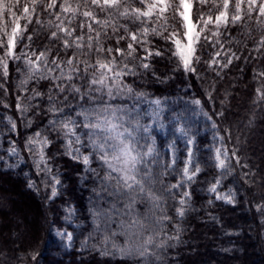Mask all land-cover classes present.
<instances>
[{
	"label": "trees",
	"instance_id": "obj_1",
	"mask_svg": "<svg viewBox=\"0 0 264 264\" xmlns=\"http://www.w3.org/2000/svg\"><path fill=\"white\" fill-rule=\"evenodd\" d=\"M30 0H21V5L16 9L18 15H23L22 6ZM49 0H42L36 6L35 16H38L41 23L33 19L28 26L27 34L32 35V41L24 37L23 43L17 47V54L23 50L28 53L35 52L37 55L41 51L51 49L49 61L52 56L59 52L61 59L66 60L67 56L72 55V50L67 54L62 50V40H49L52 31H56L55 24L58 23L55 15L59 12L57 5L54 9H45ZM62 0H58V3ZM178 3V0H175ZM73 7L77 0H70ZM234 14L235 0H231ZM128 7H142L139 0H126ZM96 13L97 19L109 20V26L105 29L99 24H93L97 31H101V39L104 47L117 46L126 49L130 37L120 29L119 35L126 39L116 44V37L112 33L111 23L115 22L119 28L121 24H127L131 32H137L143 27H150L152 21L133 22L119 16L120 9H108L101 11L99 8L89 6ZM209 9L211 12L209 13ZM243 19L236 25L229 23L226 27L222 26L219 31L221 43L215 48L211 44H205L199 48L197 55L201 57V62L196 64V75L186 76L182 69L173 71L178 65L177 58L172 56L174 47L170 42H165L159 37H150L153 50L171 49L166 51L163 58L153 57L149 61L152 68L145 71L137 67L140 75L129 76L126 82L131 84L137 92H146L149 98H167L168 108L176 111L184 110V100L199 98L202 101L203 110L207 112L216 123V129L203 115L198 114L195 106L189 105L190 117L194 120L190 124L191 133L196 139V160L202 171L190 184L187 190L191 192L190 208L187 209L185 216L181 219L176 214V208L180 207L179 198L185 189L175 191V199L171 195L165 197L166 214L171 218V222H166V230L169 235H175L174 225L179 224L182 231L180 233L181 242L175 247H168L161 251L163 261L153 264H264V208L257 210L256 205L264 203V17L259 16L258 8L248 15V6L242 3ZM86 9L83 0H80V12ZM208 5L201 6L197 0H193L192 17L198 19L201 13L211 14L212 16L219 11ZM171 16V13H169ZM53 21V26H48V21ZM89 23L82 15L72 21L69 27L75 28V35H80L79 24ZM5 22L11 26L10 18ZM176 30L182 33L180 17L177 14L175 20L171 21ZM20 23L26 24L27 21L21 19ZM210 31H215V26L210 25ZM107 31V36L103 32ZM85 38L87 28L83 30ZM95 35V33H92ZM111 37V38H109ZM213 39H216L213 37ZM25 44L30 45L25 48ZM84 51H87L85 48ZM217 51L221 55L217 57L221 63H227V56L235 53L239 59H233L232 63L224 69L219 65L208 67V61ZM3 55V49H0ZM113 55H116L113 52ZM146 55L143 49L138 48L135 60H129L130 65H138L140 58ZM105 58L107 54H103ZM86 58L95 64L97 54L93 51ZM117 60L123 57L117 56ZM21 69L20 72L17 69ZM83 66L81 65V69ZM23 60L9 61V74L5 80L0 73V84L7 89V94L0 88V264H137L136 261L120 256H102L99 251L91 245H100L104 233L93 235L87 249L81 248V241L85 236L93 232L92 217L89 208L95 199L93 189L99 185L94 182L91 173L84 170L82 162L73 160L64 154L65 138L62 132L52 130L48 126V121L53 118L48 111L49 88L52 87L51 81H41L39 85L29 82L27 92H21L17 85L26 74ZM94 69H90V72ZM155 72V76L153 75ZM217 72L220 75H217ZM171 77L166 83H157L156 77ZM73 83L84 88L87 87V79L76 78ZM191 85V87H189ZM36 88L43 93L42 97L29 100L32 89ZM260 90L258 93L257 90ZM205 90L212 92V100L209 101L205 95ZM21 97L24 104L31 105L28 112L21 115L16 109V97ZM56 96V93H52ZM68 96L67 102L64 101ZM259 97V98H258ZM183 98V99H180ZM78 96L67 92L61 94L56 99V107L64 108V116L75 115V105ZM224 101L222 104L221 102ZM119 102V101H118ZM9 107L5 108L4 104ZM131 104L132 101L128 100ZM66 105H71L68 107ZM146 107V105H142ZM223 112V116L216 115ZM172 112L166 109V116ZM6 116H11L17 123L16 132L10 130ZM31 121V125L28 124ZM167 123V120H165ZM227 130V131H226ZM42 136H48L52 143L45 149L52 166L53 174L59 172L61 184L58 186L59 195L52 201H48L50 187L45 188L41 182L43 175L38 176L30 153L25 150V141L29 136L36 132ZM218 132L223 136L222 144L230 154V165L232 174L224 172V179L221 183L222 189L231 188L236 192L235 203L229 204L221 200L213 199L207 191L212 183H215L221 171L216 168L212 154V146L215 143L214 135ZM153 135L157 137V144L164 152V160L168 161V154L165 152V145L168 140L173 139L172 130L162 134L153 130ZM10 141L20 150L23 156V163L14 169H8L6 164H15L16 157H9L8 149L11 147ZM180 149L178 156L179 162L176 171L163 177L165 185L175 183L179 178L180 169L183 168L185 159V149L183 141L177 145ZM236 149V155L240 157L237 164L232 157V151ZM86 153L87 150L82 149ZM247 165V167H244ZM91 167L99 169V164L93 160ZM163 171L162 168L157 169ZM27 173V176L25 175ZM247 174L245 176L244 174ZM103 171L100 175L103 176ZM87 179H82V177ZM34 180L39 193L28 187V180ZM247 180V183L245 182ZM51 181L49 180V185ZM3 185L7 186V191ZM159 188V185H157ZM212 203L209 204L208 201ZM72 204L75 209L74 221L76 226L66 225L63 221L64 207ZM122 206V205H120ZM107 207V205H105ZM141 213L146 211L147 205H138ZM31 214L32 217H29ZM66 227L73 232V242L70 248L63 246L59 238L54 234L53 228ZM115 230V225H112ZM123 236H117L116 241L123 245ZM110 247V245H109ZM36 258L33 260L32 256Z\"/></svg>",
	"mask_w": 264,
	"mask_h": 264
},
{
	"label": "snow or ice",
	"instance_id": "obj_2",
	"mask_svg": "<svg viewBox=\"0 0 264 264\" xmlns=\"http://www.w3.org/2000/svg\"><path fill=\"white\" fill-rule=\"evenodd\" d=\"M197 2L201 6L210 3L213 8L220 10L215 17L201 13L198 19H194L190 15L193 0H178V3L175 0H139L142 7L131 8L126 6V0H83L86 10L81 13L80 0H77L75 7L72 6L70 0H62L59 3L58 0H49L45 9H54L58 5L60 11L52 13L58 23L54 25L56 31H52L48 39L62 40V50L65 54L72 50V55L67 56L66 60L61 59L57 52V55L52 56L49 61L51 49L41 51L38 55L35 52L25 51L17 54L16 51L26 35L27 39L32 41L33 36L27 34V29L33 19L41 23L39 17L34 14L36 6L41 4L42 0L25 2L22 6V16L16 11L21 5V0H0V49H3V55H0V73L7 80L9 61L23 60L27 71L17 85L21 92H27L26 86L30 81L37 85L41 81L52 82V87L48 90V111L53 118L48 121V126L54 131L59 129L62 132L65 138L64 154L73 160L82 162L85 172L91 173L94 182L99 185L98 188L93 189L95 199L89 208L93 232L81 241L82 249L89 247L93 235L103 232L100 245H91L102 256H120L132 259L137 264H153V261H163L162 250L175 247L181 242L182 229L179 224L174 225L175 235H169L166 230V222H171V218L166 214L165 197L171 195L175 199V191L185 189L179 198L180 207L176 208L177 216L182 219L187 209L190 208L191 192L187 189L202 171L196 160V139L191 133L186 118V113L189 111L188 106H195L198 114L209 120L214 130L217 127L216 123L212 116L203 110L202 101L199 98L184 100V110L176 111L168 108L167 98H149L148 93L137 92L131 84L126 82V79L129 76L140 75L137 67L145 71L152 68L151 63L144 61H149L153 57L163 58L165 52L171 50L159 48L153 50L149 47L152 44L150 37H159L174 46L172 56L177 58L178 65L173 71L182 69L186 76L196 75L199 79L195 67L201 62V57L196 54L198 49L209 43L214 48L217 45L220 49L224 48V44L219 39L221 36L219 29L222 26L226 27L229 23L236 25L243 19L242 3L244 0H235L234 14L231 0H197ZM246 2L249 16L258 8L259 16L264 17V0H246ZM90 5L101 11L118 10L123 7V11L119 12L120 17L142 24L152 20L155 23L137 32H131L127 24H121L118 28L115 22L111 23L117 45L126 39L125 36L119 35L120 29H123L130 39L126 49L119 46L115 49L111 46L105 48L101 39L102 33L97 31L93 24H99L106 29L110 21L97 19ZM210 12L211 9H209ZM177 14L180 17L182 34L171 22L175 20ZM77 15H82L90 21L87 24L83 21L79 24L80 35H75L76 29L69 27ZM6 18L11 20L10 28L5 22ZM21 19L26 20L27 23L22 25ZM210 25H214L216 30L208 36ZM48 26H53L52 20L48 21ZM85 27L87 28L86 38L83 33ZM103 35L107 36V31H104ZM29 46L25 44V48ZM85 48L87 51H84ZM138 48L143 49L146 55L140 58L138 65H130L128 61L136 59ZM93 51L97 54L95 64L90 63L86 58H81L89 56ZM113 52L116 55H113ZM105 53L110 58H105L103 56ZM220 55V51H217L211 57L207 62L209 68L219 65L221 69H224L232 63L233 59H239L235 53H232L227 56V63H221L217 59ZM117 56L123 57V60L118 61ZM90 69L94 71L90 72ZM17 71L20 72L21 69L18 68ZM153 75L155 76V72ZM217 75L220 73L217 72ZM76 78L87 79V87L73 83ZM169 79L171 77H156L157 83L161 84ZM0 88H3L7 94V89L3 84H0ZM53 92L56 96L52 95ZM65 92L78 96L74 116H64L65 109L56 107L57 97ZM257 92L259 93L260 90L258 89ZM205 95L209 101L212 100V92L205 90ZM42 96L43 93L33 88L32 95L28 99L33 100ZM67 100L68 96H65L64 101L67 102ZM128 100L132 103H127ZM16 101V109L21 115L28 112L31 105L22 103L19 95ZM221 103L223 104L224 101ZM66 106L71 107V105ZM4 107L8 108L9 105L5 103ZM166 109L172 114L166 116ZM216 115L223 116L224 113L221 111ZM5 119L10 125V130L16 132V121L11 116H6ZM165 120L168 125L172 126L173 135V139L168 140L165 145V152L169 157L167 162L164 160L165 153L161 152L157 144V137L153 135L154 128L163 130L166 127ZM31 123L28 121L29 125ZM217 138L221 141V147L215 148L214 160L216 168L222 171L207 191L214 193L216 200L234 204L235 191L229 188L227 193L218 192V187L224 179V172L231 175L232 169L228 150L222 146L224 137L219 136L217 132L214 139ZM180 141H183L185 149L183 168L180 169L179 178L175 183L165 185L163 177L177 170L180 151L177 145ZM51 143L48 136H42L38 131L33 136H29L24 145L25 150L30 153L37 175L44 177L41 182L45 188L50 187L48 201H52L59 195L58 186L61 184L59 172L53 174L45 152ZM10 144L8 155L17 159L15 164H6V167L14 169L23 163L24 158L20 155L15 141H10ZM82 149L87 150L86 154ZM236 151L233 149L231 155L239 164L240 157L236 155ZM94 159L99 164V169L91 167ZM0 160H3V157H0ZM158 168H162L163 171L158 172ZM101 170L104 173L103 176L100 175ZM25 175L27 176V173ZM244 175L247 176L246 173ZM82 179H87V177H82ZM245 182L247 183V180ZM28 187L37 193L40 191L34 180H28ZM208 203L211 204L212 201L209 200ZM141 204L147 205L144 213L138 210L137 206ZM256 208L260 211L264 208V203L257 204ZM66 211L68 215L65 220L71 222L74 209L68 208ZM113 224L115 230H112ZM73 235V232H56V236L62 238L66 247H71ZM117 236L125 238L123 245L116 241ZM32 258L35 260L36 256L33 255Z\"/></svg>",
	"mask_w": 264,
	"mask_h": 264
},
{
	"label": "rangeland",
	"instance_id": "obj_3",
	"mask_svg": "<svg viewBox=\"0 0 264 264\" xmlns=\"http://www.w3.org/2000/svg\"><path fill=\"white\" fill-rule=\"evenodd\" d=\"M245 3L247 4V2H246V0H245ZM248 6V5H247ZM218 13V11L213 15V17H215V15ZM190 15L192 16V9H191V11H190ZM182 32H183V29H182ZM182 34V33H181ZM174 47V46H173ZM23 51H25V52H28V50H23ZM31 53V52H30ZM33 59H34V57H33ZM181 111H183V110H181ZM190 115H191V113H186V118H187V122H188V124H189V126H190V124L192 123V121L194 120L193 118H191L190 117ZM166 124V127L163 129V130H158V129H153L154 131H157V132H160V133H162V134H166V133H168V131H169V129L171 128V130H172V126L171 125H168V123H165ZM222 146H223V148H225L224 147V145L222 144ZM217 147H221V141L217 138L216 139V141H215V143L213 144V146H212V154H213V158L215 157V148H217ZM229 153V152H228ZM86 154V153H85ZM229 157H230V154H229ZM215 161V160H214ZM193 170H194V167H193ZM220 170V169H219ZM220 171H222V170H220ZM0 185H1V183H0ZM3 187H4V190L6 191V192H8L7 191V186L6 185H3ZM228 190L229 189H222L221 188V185L218 187V192H220V193H227L228 192ZM209 193V192H208ZM210 195H212V197H213V199H215V194L214 193H209ZM221 201H223V200H221ZM224 202V201H223ZM68 208H72V209H74V207L72 206V204H68V205H66L65 207H64V215H63V221L65 222V224L66 225H71L72 227H75L76 226V222L74 221V217H75V209H74V216H73V218H72V221L71 222H67L66 220H65V217L68 215V213H67V211H66V209H68ZM29 217H32L31 216V214H30V216ZM57 231H67V232H72L71 231V229H68V228H66V227H62V228H57V227H54L53 228V232H54V234L56 235V232ZM58 237V236H57ZM59 238V240L61 241V243L63 244V246L64 247H66L65 246V244H64V242H63V240H62V238L61 237H58ZM72 245V244H71ZM66 248H70V247H66Z\"/></svg>",
	"mask_w": 264,
	"mask_h": 264
}]
</instances>
